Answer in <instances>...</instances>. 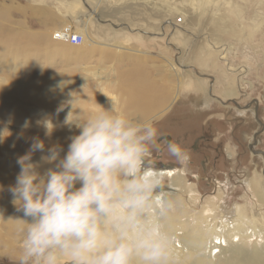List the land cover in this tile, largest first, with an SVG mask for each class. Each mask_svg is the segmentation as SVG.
I'll return each mask as SVG.
<instances>
[{
    "label": "rangeland",
    "instance_id": "1",
    "mask_svg": "<svg viewBox=\"0 0 264 264\" xmlns=\"http://www.w3.org/2000/svg\"><path fill=\"white\" fill-rule=\"evenodd\" d=\"M86 1L90 9L81 0H0V130L6 136L0 143V211H9L13 218L12 223L2 222L1 234L15 229L10 234L14 245L0 249V264H17L21 248L22 225L15 219L23 213L17 211L8 189L15 184L20 171L16 161L32 130H47L50 122L59 133L78 131L64 123L74 97V108L109 109L114 101L125 115L126 102L152 98L158 89L154 96L158 102L151 107L155 112L144 121H153L158 129L159 151L150 156L158 170L164 169L169 195L180 199L174 217L184 225L181 232L219 239L202 250L199 258L205 263L234 264L238 255L231 257L230 248L260 254L264 0ZM91 10L104 16L98 20ZM82 11L92 16L91 22L62 21L63 15ZM66 29L83 34L84 42L74 45L55 38ZM134 68L147 74L137 86L129 78L123 82ZM61 82L66 86L59 87ZM24 87L32 98L15 91ZM222 89L226 94L220 98L216 95ZM167 90L170 102L156 112ZM200 91L215 105L211 113L201 117L184 112L179 117L183 96L200 101ZM41 99L51 105H42ZM185 134L187 144L182 142ZM169 141L186 150V162L180 164L168 154Z\"/></svg>",
    "mask_w": 264,
    "mask_h": 264
},
{
    "label": "clouds",
    "instance_id": "2",
    "mask_svg": "<svg viewBox=\"0 0 264 264\" xmlns=\"http://www.w3.org/2000/svg\"><path fill=\"white\" fill-rule=\"evenodd\" d=\"M70 103L64 123L78 134L66 154L56 144L33 162L46 149L37 137L16 161L20 171L8 190L23 213L15 219L22 225L17 264H176L170 222L178 200L151 160L159 151L154 122L127 117L114 101L91 112L74 108L75 97ZM167 152L180 164L188 159L177 143L169 141ZM43 165L52 167L41 172Z\"/></svg>",
    "mask_w": 264,
    "mask_h": 264
},
{
    "label": "bare ground",
    "instance_id": "3",
    "mask_svg": "<svg viewBox=\"0 0 264 264\" xmlns=\"http://www.w3.org/2000/svg\"><path fill=\"white\" fill-rule=\"evenodd\" d=\"M63 33L64 32H58L55 35V38L59 37V35H62ZM70 34L71 33H66L64 35L68 36V38H69L71 36ZM131 72H133V76H132V74L130 76H128L126 74V76H124V79H123L124 83H126V79L129 78L130 82H132V84L135 83L134 85L137 86V85H140L141 82L146 80V78H147L146 77L147 74L144 71H142L141 68L134 69ZM131 85H129L128 87H130ZM123 87L126 88L127 86H123ZM139 87H141V86H139ZM145 87L149 88L148 86H145ZM15 91L20 92L19 96H22L25 99L32 98L29 95V92H30L29 88L24 87L22 89V91H18V89H16ZM228 92H230V91L227 90V93ZM170 98L171 97H170V90H169V100L167 102H170ZM153 100H154L153 98H147V99H140V100H135V101L131 100V101L126 102L124 105L125 115L129 118L135 117L134 119H137V120H145L146 118L150 117V113L155 112V110L154 109L152 110V108H151L152 105L155 103V101H153ZM38 102H40L42 105H45V106L48 104L51 105L50 102L46 101V99L38 100ZM167 102H159L158 109H156V112L158 110L164 109L163 107H165ZM172 102H174V101H172ZM53 105H54V101H53ZM50 107H52V106H50ZM185 108L186 107H178L179 117L182 113H184ZM173 110L175 111L176 108H174ZM173 110H172V112H173ZM186 111L197 112L196 115L200 116L199 115L200 110H194V108H190L189 110L186 109ZM192 118L195 119V117H192ZM180 127L182 128V125L177 126L176 128L179 129ZM41 128L37 129V131L32 130L33 135L31 137H27L26 140H23V143H22L23 147L21 148V150H22L23 155H25L31 147V144L33 142V138L38 137L39 139H41L45 142V145H46L45 152L44 153L36 152L32 158L34 162H40L41 156L46 154L47 148L52 147L53 145H56V144H59L63 147L64 151L61 153V156H63L67 152L68 144L70 143V137L78 134V131L74 132V131L65 130L64 132L61 131L59 133L56 130H53L51 135L49 136L46 134L47 130H45L43 128L41 129ZM48 167H52V165H43V167L40 169V171L43 172ZM159 171L163 172L164 169L159 170ZM163 173H165V172H163ZM172 197H174V196H172ZM178 198H175L178 200V209L177 210H179L180 206H181L180 199H178ZM0 209H2V208H0ZM1 211L0 212L2 213L1 215H2L3 221H0V223H1L0 224V249L3 247H6L8 245L7 242H10V243L15 242V240H14L15 238L10 236V234L15 233L14 228L12 229V227H11L9 229V232L7 234L8 238L4 233L1 234V232H4V228H3L4 224H8V223L13 222V218H10L11 215H10L9 211H4V210H1ZM178 212L179 211H176L177 214H178ZM176 219L177 218H175L173 216V218L170 222V231L173 233L174 239H175L174 248H175L176 264H213L212 261L209 263H205L199 257L202 256L204 251H206L207 247H210L211 245H213V239L215 241H217L219 239L216 238L215 236L213 237L211 234H209L207 236V239H205V237L201 233H199L197 235H190L188 232H181L184 225L182 222H180L178 219L177 220ZM2 222H4V224H2ZM176 227H178V229ZM210 237H212V239H210ZM208 240H209V243H207ZM202 250H204V251H202ZM238 251L239 250L237 248H230L227 251V253L229 252V255H232L231 257L238 255V260H237V262H234V264H264V250H259L258 252H260V254H258V253L252 254L253 251L248 249V248L241 250V253ZM216 264H219V263H216ZM230 264H232V263H230Z\"/></svg>",
    "mask_w": 264,
    "mask_h": 264
},
{
    "label": "crops",
    "instance_id": "4",
    "mask_svg": "<svg viewBox=\"0 0 264 264\" xmlns=\"http://www.w3.org/2000/svg\"><path fill=\"white\" fill-rule=\"evenodd\" d=\"M83 3H85L87 6H88V8L90 9V6L91 5H88L87 4V1L86 0H81ZM103 1V0H102ZM159 1V0H158ZM92 11V10H91ZM95 10H93L92 12H91V14H97L98 16H96L97 18H98V20H99V18L100 17H102V16H104V15H102V14H100V13H98L97 11H95ZM86 12H80V13H77L76 15H72V14H67V15H63V17H64V20H62L63 22H69V23H73V22H76L77 20H79V18L82 20V22H85V21H87V22H91L92 21V16H89V13H90V10H89V13L86 15L85 14ZM33 16H35V17H37L36 16V14L35 15H33ZM77 18V19H76ZM40 20V19H39ZM129 30H132L131 29V27H129L128 28ZM151 34V33H150ZM135 68H137V67H135ZM134 68V69H135ZM134 69H131V70H134ZM131 70H128L127 72H130ZM133 76V75H132ZM204 87V85H201L200 86V88H203ZM154 91V90H153ZM159 89L158 90H156L155 92H152L153 93V95L151 96L154 100L153 101H155V102H158L157 101V98L158 97H156V99H155V97L154 96H157L158 95V93H159ZM203 91V90H202ZM202 91H200V101H199V98H196V100L194 99V97L192 98V97H190V96H183V99H181L182 100V104H184V107H186L185 108V111L184 112H186V114L187 115H189V114H191V115H195V114H197V112H190V111H186V109L187 108H195L196 110H200L199 112V115H201V117H203V115L205 116V117H207L210 113H211V110L213 109V107L215 106L214 104H211V103H209L210 102V100L207 98V96L205 95V93L204 92H202ZM218 93L219 94H217L216 96H218L219 95V97L221 98V97H223L225 94H226V91L225 90H219L218 91ZM202 95V96H201ZM182 98V97H181ZM169 100V90H167L166 91V93H165V95H163V97L159 100V102H167ZM196 101V102H195ZM191 102V104H188V103H190ZM200 102V103H199ZM205 103H208V105H207V107H205V106H203V104H205ZM198 104H201L202 105V107L201 108H199L197 105ZM188 112H189V114H188ZM226 121H228V118H226ZM164 122V121H163ZM188 136V135H187ZM188 138L186 137V134L184 135V138H183V143H185V144H187L188 143ZM2 212V211H1ZM7 215V214H6ZM7 246L6 247H8V248H11L13 245H14V243L12 242V243H10V242H7ZM4 248V247H3Z\"/></svg>",
    "mask_w": 264,
    "mask_h": 264
},
{
    "label": "built area",
    "instance_id": "5",
    "mask_svg": "<svg viewBox=\"0 0 264 264\" xmlns=\"http://www.w3.org/2000/svg\"><path fill=\"white\" fill-rule=\"evenodd\" d=\"M178 20H179V22H181L182 19L179 18ZM67 31H69V30L66 29L65 31H63L64 33L62 35H59V37H57V38L61 39V40L65 39V41H67L71 44H74V45H80L84 42L85 37L83 34L73 32L72 34H70L71 36L68 38V36L64 35L67 33Z\"/></svg>",
    "mask_w": 264,
    "mask_h": 264
}]
</instances>
